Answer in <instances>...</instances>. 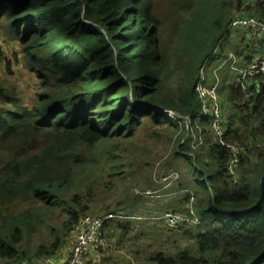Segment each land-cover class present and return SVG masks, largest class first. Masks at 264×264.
Instances as JSON below:
<instances>
[{"label": "trees", "instance_id": "1", "mask_svg": "<svg viewBox=\"0 0 264 264\" xmlns=\"http://www.w3.org/2000/svg\"><path fill=\"white\" fill-rule=\"evenodd\" d=\"M250 3L0 0V34L19 45L37 82L30 107L0 83V262L30 260L19 246L42 227L52 239L33 256L55 257L99 204L124 218L104 224L106 238L131 236L147 250L155 234L144 264H253L263 255L264 78L248 81L247 98L228 61L233 55L245 68L255 59L257 44L228 28L238 17L264 22V0ZM3 62L11 75L0 49ZM201 69L212 83L217 71L224 142L240 149L234 177L195 92ZM170 176L169 190L183 195L176 210L186 212L193 198L200 220L163 234L190 237L193 248L163 242L153 220L161 212L132 192L159 193Z\"/></svg>", "mask_w": 264, "mask_h": 264}, {"label": "built area", "instance_id": "2", "mask_svg": "<svg viewBox=\"0 0 264 264\" xmlns=\"http://www.w3.org/2000/svg\"><path fill=\"white\" fill-rule=\"evenodd\" d=\"M229 30L238 31L243 30L248 39L253 40L257 47L255 49V60L245 68H239L236 64V58L233 55L229 56L228 61H231V69L236 73V84L241 91L246 94L247 98L252 96L249 93L248 81L254 78H264V46H259L264 41V22L251 17L234 18L229 23ZM204 70L200 71L199 82L195 87L199 100L201 102V111L203 115H208L211 121V128L215 137L219 140L221 145L228 151L229 162L227 171L230 177L235 176V169L238 164V157L240 149L237 145L227 144L224 142V122L222 111H220V102L218 98V84L212 87L204 86ZM173 116L171 113L169 114ZM176 176L163 177L160 183H168L175 181ZM138 196L152 199V194L149 191L139 192L135 191ZM112 219L123 220L120 216L103 215L92 217L90 215L81 217L75 224L72 230L74 242L67 259L57 262L55 257H39L30 258V260L23 261L20 264H85V257L90 250L97 251L104 246L102 228L104 224ZM162 224L174 231L181 228L196 227L199 224V216L194 207V199L191 198L186 212L180 211H166L157 218ZM156 219V220H157Z\"/></svg>", "mask_w": 264, "mask_h": 264}, {"label": "rangeland", "instance_id": "3", "mask_svg": "<svg viewBox=\"0 0 264 264\" xmlns=\"http://www.w3.org/2000/svg\"><path fill=\"white\" fill-rule=\"evenodd\" d=\"M255 1V0H254ZM253 3V0H251V3ZM247 18V17H244ZM235 31H232V33ZM4 38L2 37V35L0 34V49L3 52L4 58L6 60V63L10 64L11 67V75H7V71H6V64L5 62H3L0 66V83H5V87H12L15 88L14 89V94L16 95L17 91H20L21 88H24V90L26 91V93L24 94V98L23 100L27 103H29L31 101V98L33 96V90L30 89L28 90V88L23 87L25 84L23 82L20 81V71L21 73L28 79V77H32V75L30 74V72L24 68V64L22 62V57L20 55V47L17 43H15V47L13 44H3L1 41ZM235 39V36H231L230 40ZM241 39V37H238V41ZM4 40H9V39H4ZM246 44L244 45H235V46H231L229 48L226 49V53L230 52L229 54H231V51H234V49L236 47L239 48V50H243V48H245ZM261 46V44H260ZM15 48V49H14ZM230 50V51H228ZM245 57V54L243 56V58ZM255 58H256V52H255ZM255 60V59H254ZM253 60V61H254ZM217 71H214L213 76L215 78V82L212 83V81L210 82V78L209 75L204 74L205 77V81H204V86L205 87H212L214 85H216V83L218 84V79L215 77ZM233 82L236 83V78L237 75L234 72L233 76H231ZM178 82V78L174 77L171 79L170 81V88L174 89L177 85ZM33 86V84H32ZM217 86V85H216ZM218 88V87H217ZM22 91V90H21ZM218 94V91H217ZM220 100V98H219ZM223 104L224 101H220V111L223 110ZM234 114V113H233ZM232 114V115H233ZM140 135V134H138ZM135 140V139H134ZM160 176H158L157 178H159ZM157 181V180H156ZM155 181V183H156ZM172 184V182H168V183H159V185H163L160 189L161 191H166L168 186ZM127 185V183H126ZM157 185V184H156ZM135 191H139V192H143V191H151L149 190V188H146V186H143L142 188H137L135 187L132 192L137 195L135 193ZM159 193L153 192L151 191L150 193L152 194V199H150V204L147 206L149 208H156L157 210H161V214L165 213L166 211H178L176 210L175 206H177L176 204H172L173 200L170 199L169 197L164 198L163 196H159ZM119 193V190H118ZM119 195V194H118ZM177 193L175 194V196L173 197H177ZM162 197V198H161ZM196 197V196H195ZM172 198V197H171ZM175 199V198H174ZM174 205V207H173ZM172 206V207H170ZM17 211H20V206L16 207ZM105 211V207L103 205H98L96 206L93 211H91L88 215L92 216V217H96V216H103L106 215L104 213ZM103 213V214H101ZM160 214V215H161ZM158 215L157 218L160 216ZM63 215L60 214L59 216H56L52 219V223L55 224L56 226H60L61 225V221L63 220ZM157 218L153 219L156 222H159L161 226H154L159 232L160 234V238L163 242H170V244L172 245L173 248H193L194 243L192 241V239L190 237H185V236H181L178 238H174L173 236H166L165 234H163V231H165V227L162 224V222H160ZM157 219V220H156ZM140 223V222H139ZM146 223V222H144ZM119 234V233H117ZM137 234V233H136ZM72 236V234H70ZM70 235H68L65 239V244L63 246V250L66 251V244L68 243L70 245V243L74 242V238L72 237V239L70 240ZM105 236V235H104ZM117 237L115 238H106V236L103 238L104 241V246L102 248H99L97 251L101 252L102 254V258L100 260L99 264H144L143 263V258L150 252H152L155 249L156 243H158L157 237L155 236V234H152L150 239L148 240H153V248L150 249H146V245L145 244H141L138 243L137 241L131 240V236L122 239L120 238L119 240H117L119 237H121L120 235H116ZM51 234H50V230L48 227H42L38 233L34 234L32 237L27 238L24 242V244L20 247L19 246V250L20 248L23 249L22 251H27L30 253V257L33 258L34 256V252L36 250L37 247L39 246H44L50 243L51 241ZM70 240V241H69ZM69 241V242H68ZM72 247V246H71ZM71 249V248H70ZM69 249V250H70ZM90 251H93V249H91ZM95 251V250H94ZM138 253V254H137ZM63 254V253H62ZM91 252H89L87 254V256L85 257V264H94L93 263V258H91L90 256ZM22 263V262H21ZM0 264H8L7 262L1 261Z\"/></svg>", "mask_w": 264, "mask_h": 264}, {"label": "crops", "instance_id": "4", "mask_svg": "<svg viewBox=\"0 0 264 264\" xmlns=\"http://www.w3.org/2000/svg\"><path fill=\"white\" fill-rule=\"evenodd\" d=\"M3 44H13L14 45V47H15V42L14 41H9V40H2L1 41ZM15 49V48H14ZM20 55H21V57H22V54H21V51H20ZM22 62H23V60H22ZM32 75V74H31ZM20 81L21 82H23L25 85L23 86V87H25V88H28V90H30V89H32L33 90V96H32V98H31V101L29 102V103H27V102H25L24 100H23V98H24V94L26 93V91L24 90V88H21V90L20 91H17V93H16V95L13 93L14 92V89L15 88H12V87H10V88H8L7 87V89H8V91H9V95H10V97L11 98H13L14 100H17L18 102H19V104L21 105V106H25V107H30L32 104H33V102H34V92H35V89L37 88V82H36V79L34 78V76L32 75V77H28V79L21 73V71H20ZM32 84H33V86H32ZM177 193V197H173V196H175V194ZM159 196H165L164 198H166V197H169L170 199H172L173 200V203L172 204H176L177 205V202H178V200L179 199H181L182 198V192L181 191H170L169 190V188L166 190V191H161L160 192V194H159ZM172 197V198H171ZM162 198V197H161ZM175 198V199H174ZM174 205H173V207H174ZM170 207H172V206H170ZM160 212H162L161 210H159ZM119 221H124V219L123 220H119ZM104 235V234H103ZM72 237L73 236H71L70 235V240L72 239ZM117 237V236H116ZM121 237H119L117 240H119ZM69 240V241H70ZM68 241V242H69ZM67 246H66V248H67V250L66 251H64L63 249L56 255V257H55V259L57 260V262H61V261H63V260H65V259H67L68 258V256H69V253H70V251H71V249L70 248H72L71 246L73 245L72 244V242L70 243V245L67 243L66 244ZM70 249V250H69ZM63 253V254H62ZM90 256H91V258H93V263L94 264H99L100 263V260H101V258H102V254H101V252L99 251H91V254H90Z\"/></svg>", "mask_w": 264, "mask_h": 264}, {"label": "water", "instance_id": "5", "mask_svg": "<svg viewBox=\"0 0 264 264\" xmlns=\"http://www.w3.org/2000/svg\"><path fill=\"white\" fill-rule=\"evenodd\" d=\"M258 204H263L264 205V175H263V177L261 179V197H260V200H259ZM263 261H264V253L253 264H261Z\"/></svg>", "mask_w": 264, "mask_h": 264}]
</instances>
